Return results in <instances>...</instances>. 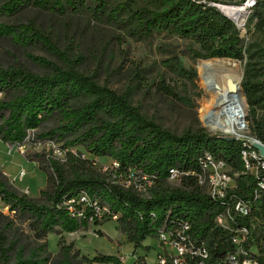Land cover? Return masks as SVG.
Masks as SVG:
<instances>
[{"label": "trees", "instance_id": "1", "mask_svg": "<svg viewBox=\"0 0 264 264\" xmlns=\"http://www.w3.org/2000/svg\"><path fill=\"white\" fill-rule=\"evenodd\" d=\"M144 1L0 0V36L12 37L14 42L23 46L43 44L63 58L64 54L41 30L26 23L9 22L33 7L62 16L87 15L90 22L98 26L128 30L134 36L146 39H153L157 32L178 36L196 45L198 49L191 47V50L203 60H243L245 54L253 60V47H247L234 24L217 10L190 0H153L148 5ZM252 19L257 21V29L264 28V0H258ZM174 63L172 66L170 59L166 64V67H173L172 72L179 65L178 60ZM252 67L250 62L241 89L252 116L250 132L252 129L256 138L264 143V133L257 129L259 123L256 122L257 112L264 113V81L255 78ZM182 73L187 75L185 71ZM159 91L175 97L163 82ZM0 93L3 94L0 100V142L3 144L22 145L28 132L34 131L35 140L59 144L66 151L69 162H91L70 152V149L82 147L92 158L113 157L120 166L117 175L154 177L153 189L157 190L151 192L150 198H143L109 182L106 176L67 179L55 161L49 160L46 168L41 166L43 157L26 155L28 161L39 163V169L47 175L46 188L40 192L46 203L41 204L14 191L1 171L0 200L10 212H15L14 216L30 222L42 256L21 259L13 264H54L50 262L51 253L47 251L49 234L60 236L58 254H66L77 264H125L117 255L99 253L91 258L81 255L80 249L73 244H63L65 234L87 230L90 222L100 226L107 220L112 221L110 215L99 219L92 204L85 207L81 218L72 217L63 203L83 193L90 201L97 200L100 206L109 205L111 213L118 217L116 222L127 242L134 244L135 249H149V246H143L147 239L158 240L161 230H169L185 220L192 225L194 239L208 245L211 253L209 264L236 250L231 232L215 223L216 217L224 211L221 204L201 191L193 177L183 179L186 181L184 185L192 189L168 187L167 183L171 168L197 172L198 157L204 152L223 159L234 171L243 172L241 143L211 135L202 128L182 134L171 132L144 116L125 96L71 67L56 68L45 76L20 69H0ZM48 168L53 172L50 173ZM237 185L239 197L253 199L256 185L253 175H241ZM253 208L252 217L237 216L239 226L251 228V223L255 224L259 216L264 217V197L255 201ZM7 218L0 213V258L6 262L9 260L6 248L9 240L1 221ZM9 224L10 228L12 223ZM251 231L253 238L257 227ZM97 234L104 236L100 230ZM250 243L246 245L247 249L254 246ZM260 251L261 255L252 256L258 264H264V249ZM134 264L148 263L144 257H137ZM187 264H198V260H188Z\"/></svg>", "mask_w": 264, "mask_h": 264}, {"label": "rangeland", "instance_id": "2", "mask_svg": "<svg viewBox=\"0 0 264 264\" xmlns=\"http://www.w3.org/2000/svg\"><path fill=\"white\" fill-rule=\"evenodd\" d=\"M152 2L153 0H145L144 4L148 5ZM90 20L87 15L62 16L33 7L24 10L9 22L26 23L41 30L64 54V57L60 58L43 44L23 46L14 42L12 37L0 36V69H20L38 76H45L51 74L56 68L71 67L93 77L100 85L107 86L125 96L140 109L144 116L171 132L182 134L188 130L195 131L202 128L211 135L233 139L225 132L223 117L220 119L223 126L219 124L217 127L204 118L210 111H219L220 108H217L215 103L216 87L220 86V82L223 83L228 79L239 84L240 91L237 96L242 100L239 116L242 111L249 127L252 124L250 108L242 92L241 84L250 62L255 69L253 72L255 78L258 81H264V28L257 29L256 20H251L245 41L247 47H253L251 52L253 60L247 54L244 55L243 60L228 58L203 60L197 58L191 50V47L196 49L198 47L181 37L157 32L153 39H146L142 36L136 37L128 30L98 26ZM170 59H172V66L175 65L176 60L179 63L178 68L173 72L171 71L173 67H166ZM205 61L213 65L212 72L215 75H202L200 65ZM184 71L188 76L183 75ZM161 82L171 88L175 97L159 91ZM256 122L259 123V126L256 125L257 129L264 133V113L257 112ZM51 125L54 126V121ZM251 133L257 137L252 129ZM9 146L0 142V171L7 178L8 186L19 194L38 200L41 204L46 203L40 192L46 188L47 175L39 169V163L28 161L26 155L43 157L41 166L46 168L49 166V160L55 161L67 179L106 176L109 182L119 184L110 172L114 163L113 157L92 158L82 147H78L75 154L83 160L91 161L82 164L69 162L65 153L56 154L53 149H47L34 142L22 144L23 154L16 145L10 152ZM22 171H25L26 175L20 179L19 175ZM49 172L52 173L53 169ZM233 172L237 179L244 175L240 171L233 170ZM8 174H11L12 178ZM182 180V177L179 180L170 179L167 186L192 189L191 186L184 185L186 181ZM120 184L122 186L124 184L142 197H149L152 191H157L132 186L133 182L129 181H121ZM198 188L204 193L207 192L206 186L204 188L198 186ZM0 213L8 217L1 223L9 240L6 245L9 260L1 261L0 258V264H13L21 259L41 257L38 243L29 226L30 222L20 216H14L2 201H0ZM259 217L255 223L257 232L250 243L251 246L254 245L250 248L254 255H261L260 249H264V217ZM9 223H12L10 228ZM98 230L102 231L104 236L100 237L97 234ZM59 240L60 236L55 234H49L47 237V251L51 253L50 262L77 264V261H73L66 254H58ZM125 240L119 223L107 220L103 225L95 226L90 222L87 230L65 234L63 244L66 246L73 244L80 249L81 255L91 258L99 253L106 255L118 253L117 255L121 256L119 250L123 247L124 256L127 258L123 261L125 264L135 263L137 257L134 251L145 252L150 263L157 261V255L161 252V249L158 251L160 246L157 239L149 238L144 242L149 243L152 249H135L134 244Z\"/></svg>", "mask_w": 264, "mask_h": 264}, {"label": "built area", "instance_id": "3", "mask_svg": "<svg viewBox=\"0 0 264 264\" xmlns=\"http://www.w3.org/2000/svg\"><path fill=\"white\" fill-rule=\"evenodd\" d=\"M190 1L217 10L234 24L239 31L241 38L246 41L251 19L258 6V0ZM1 99H3L2 93H0V100ZM239 120V125L236 123V125H231L230 127L227 126L228 128L225 132L231 135L235 141L242 144L241 158L244 165L243 173L253 175L256 180L253 199H245L237 195V177L235 176L233 169L226 161L214 156L210 152H204L198 157L199 169L197 172H185L178 167L171 168L169 171V180H179L180 177H182V179L189 176L193 177L197 186L203 188L204 186L207 187L206 195L224 207V211L216 217L215 223L217 227L231 232V240L236 246V250L228 253L224 259L216 260L210 264H258L257 259L252 256L254 254L250 249L246 248V245L252 240L251 229L255 230V224L251 223V228L247 226H239L236 223V218L237 216L242 218L252 217L254 212V202L264 197V157L254 148L255 143L262 145H264V143L251 134L249 125L247 121H245L242 111ZM224 124H226V122H224ZM214 126L217 127V125ZM31 142L43 145L47 149H53L56 154L63 155V153H65L66 155V151L61 149V146L54 141L40 142L35 140L34 131L28 132L24 145ZM9 147L11 152L15 145ZM17 148L22 154L24 153V147H22V145H18ZM70 152L75 156H79L75 154L76 149H70ZM82 155L84 156V154ZM119 170V164L114 162L110 172L115 176L119 184L112 183L125 190L133 191L132 189H128L129 187H125V183L122 186L120 184L121 181L133 182L132 186L144 187L149 191L154 188V177L128 174L117 175ZM25 175V171H22L19 175L20 179L24 178ZM150 196L143 198H150ZM89 204H92L99 219L110 215L112 221H117L118 217L111 213L108 204L100 206L97 200H94L93 202L90 201L88 196L84 193L78 196V198L66 199L63 203L71 216L78 218L83 216L84 209ZM6 207L9 210V207ZM10 213L15 214V212ZM158 243L161 249V252L157 255V263L159 264H167L168 262L171 264H187L188 260H198V264H207L211 258L208 245L204 242L198 243L194 239L192 225L185 220L175 224L169 230H161L158 237ZM255 256L258 255L255 254Z\"/></svg>", "mask_w": 264, "mask_h": 264}, {"label": "bare ground", "instance_id": "4", "mask_svg": "<svg viewBox=\"0 0 264 264\" xmlns=\"http://www.w3.org/2000/svg\"><path fill=\"white\" fill-rule=\"evenodd\" d=\"M213 63V62H212ZM215 63V62H214ZM212 64L209 61H205L201 63L200 70L202 75H215L212 72ZM239 80V79H238ZM220 86L216 87V107L220 108L218 112L210 111L207 115H205V120L208 122H212L213 125L223 126L220 122V119L223 117V121L226 122L225 130L228 128L227 126L239 125V114H240V106L242 104V100L237 96L239 95V84L233 83L231 80H225L223 83L220 82ZM218 84V83H217ZM234 84L236 87L233 90L229 89V85ZM219 85V84H218ZM215 87V86H214ZM206 108V107H205ZM206 114V113H205Z\"/></svg>", "mask_w": 264, "mask_h": 264}, {"label": "crops", "instance_id": "5", "mask_svg": "<svg viewBox=\"0 0 264 264\" xmlns=\"http://www.w3.org/2000/svg\"><path fill=\"white\" fill-rule=\"evenodd\" d=\"M5 145H7V144H5ZM34 165H35V163H33ZM3 167H5V165L3 166ZM7 167H8V165H7ZM10 167V166H9ZM25 170V169H24ZM6 175H7V173H6ZM8 176L9 177H11L12 178V175L11 174H8ZM46 183V182H45ZM125 239H126V236H125ZM126 241V240H125ZM144 245H145V247H147V246H149L150 248H151V246H150V244L148 243H144ZM157 247H158V245H157ZM122 250H119L121 253H120V255L121 256H119V255H117L118 253H116V255L117 256H119V257H121V259H122V261H125V259L127 260V258L124 256V253H123V247L121 248ZM152 249V248H151ZM160 250V248L158 247V251ZM118 251V252H119ZM134 253V255L136 256V257H144L145 258V260H146V262L148 263V264H156V262L157 261H155V262H153V263H150V262H148V259H147V254L145 253V252H141V253H139L138 251H134L133 252ZM137 260V259H136Z\"/></svg>", "mask_w": 264, "mask_h": 264}, {"label": "water", "instance_id": "6", "mask_svg": "<svg viewBox=\"0 0 264 264\" xmlns=\"http://www.w3.org/2000/svg\"><path fill=\"white\" fill-rule=\"evenodd\" d=\"M235 87H236V85H234V84H230V85H229V89H230V90H233ZM224 139L235 141V139H232V138H224ZM254 148H255L256 150H258L259 153L264 157V145H262V144H258V143H255V144H254Z\"/></svg>", "mask_w": 264, "mask_h": 264}]
</instances>
